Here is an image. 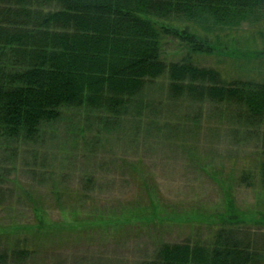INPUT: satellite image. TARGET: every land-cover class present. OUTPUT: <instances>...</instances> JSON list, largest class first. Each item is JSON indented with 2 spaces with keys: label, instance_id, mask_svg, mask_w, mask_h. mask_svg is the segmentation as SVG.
<instances>
[{
  "label": "rangeland",
  "instance_id": "1",
  "mask_svg": "<svg viewBox=\"0 0 264 264\" xmlns=\"http://www.w3.org/2000/svg\"><path fill=\"white\" fill-rule=\"evenodd\" d=\"M248 28L197 61L228 77L264 78V36ZM183 47L171 39L163 52L177 60ZM168 84L159 78L118 116L63 107L35 141L0 140L14 193L0 206V249L9 243L2 231L13 238L16 227L34 241L21 264H143L163 241L209 235L229 199L246 214L264 209V191L237 181L259 151L238 107L173 99Z\"/></svg>",
  "mask_w": 264,
  "mask_h": 264
},
{
  "label": "trees",
  "instance_id": "2",
  "mask_svg": "<svg viewBox=\"0 0 264 264\" xmlns=\"http://www.w3.org/2000/svg\"><path fill=\"white\" fill-rule=\"evenodd\" d=\"M245 24L264 36V0H0V140L35 141L63 107L118 116L167 75L173 99L238 107L259 151L237 181L264 191V78L228 77L196 59L219 51L222 36ZM171 39L184 44L177 60L163 52ZM9 175L0 167V206L14 195ZM227 204L209 235L163 241L143 264H264V209L246 214ZM20 230L11 228L13 238L2 231L9 243L0 264L31 254L34 241Z\"/></svg>",
  "mask_w": 264,
  "mask_h": 264
}]
</instances>
